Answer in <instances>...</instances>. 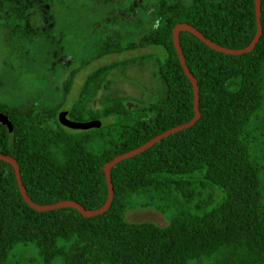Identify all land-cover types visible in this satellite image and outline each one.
I'll return each mask as SVG.
<instances>
[{
	"label": "trees",
	"instance_id": "trees-1",
	"mask_svg": "<svg viewBox=\"0 0 264 264\" xmlns=\"http://www.w3.org/2000/svg\"><path fill=\"white\" fill-rule=\"evenodd\" d=\"M260 5L262 33L248 52L226 53L179 30L199 88L200 116L115 163L114 195L104 212L36 209L24 199L14 165L0 158V264H264V0ZM134 16L136 35L116 27L94 39L62 80L59 98L47 104L0 100V112L12 123V130L0 123V152L17 161L35 203L104 206L107 161L193 118L194 86L174 44L176 24H191L233 49L249 45L257 31L255 0H150L146 16ZM142 47L150 50L87 72L70 98L85 66ZM146 61L163 81L160 96L129 107L124 96L107 94L100 107L92 106L115 69ZM66 104L70 119L100 125H63L58 113ZM129 206L156 208L168 223L127 220Z\"/></svg>",
	"mask_w": 264,
	"mask_h": 264
},
{
	"label": "rangeland",
	"instance_id": "rangeland-1",
	"mask_svg": "<svg viewBox=\"0 0 264 264\" xmlns=\"http://www.w3.org/2000/svg\"><path fill=\"white\" fill-rule=\"evenodd\" d=\"M149 2L0 0V100L11 104H47L59 98L62 80L79 64L90 43L116 27L130 30L134 37V13L145 17ZM29 3L33 6L30 9ZM41 4L44 8L40 12ZM149 50L142 47L93 61L76 75L70 98L76 96L87 72L98 65ZM162 82L154 73L152 61L117 68L94 97L92 106L100 107L107 94L124 96L129 107L142 106L162 94ZM124 216L130 221L168 223V218L153 207L129 206Z\"/></svg>",
	"mask_w": 264,
	"mask_h": 264
},
{
	"label": "water",
	"instance_id": "water-1",
	"mask_svg": "<svg viewBox=\"0 0 264 264\" xmlns=\"http://www.w3.org/2000/svg\"><path fill=\"white\" fill-rule=\"evenodd\" d=\"M255 10H256V21H257L256 34H255L253 40L251 41V43L249 45H247L244 48H240V49L228 48V47H224V46H221V45L215 43L214 41H212L211 39L206 37L197 28L192 26L191 24L182 22V23H178L175 25V27L173 29L174 44H175L177 53L179 55L181 64L183 66V69H184L185 73L188 75V77L191 79V81L193 82V86H194L195 115L189 121L181 123V124L176 125L174 127H171L169 129L157 134L156 136H154L153 138H151L149 141L145 142L144 144H142V145H140L134 149H131V150L125 151L123 153L117 154L111 160L107 161L104 165V170L106 173V178H107V183H108V188H109V194H108V200L104 206L97 208V209H87L84 206L80 205L78 202L73 201V200H64V201H60V202L48 204V205H39V204L35 203L27 194L26 187L23 184L22 179H21L20 169H19V165H18L17 161L12 156H9L5 153L0 152V158L8 160L14 165V167L16 169V176H17L19 188H20V191H21L24 199L30 205H32L33 207H35L36 209H39V210H46V209H52V208H56V207L70 205V206L77 207L79 210H81L86 215H96V214H100V213L104 212L110 206L112 199H113V195H114V187H113L112 178H111V167L115 163H117L118 161L145 150L146 148H148L149 146H151L152 144H154L156 141L163 138L164 136H166L172 132H175L177 130H180L182 128L193 125L200 116L199 88H198V84H197V81H196L194 75L191 73L188 65L186 64V60H185V57H184V54L182 52L181 45H180L179 30L180 29L189 30V31L195 33L199 38H201L205 43H207L212 48H215L217 50H220V51H223L226 53L240 54V53L248 52L255 46V44L259 40L261 33H262L260 0H255ZM68 110H69V105L66 104L58 113L59 121L67 127L86 129V128H90V127L100 125V121L94 120V119L89 120V121L72 120L67 116ZM0 123L7 125L9 130H12V123L9 120L8 116L6 114H4L3 112H0Z\"/></svg>",
	"mask_w": 264,
	"mask_h": 264
}]
</instances>
